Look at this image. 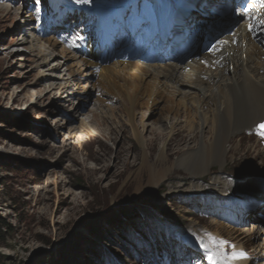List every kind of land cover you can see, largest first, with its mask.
Instances as JSON below:
<instances>
[{
    "label": "rangeland",
    "instance_id": "374dc122",
    "mask_svg": "<svg viewBox=\"0 0 264 264\" xmlns=\"http://www.w3.org/2000/svg\"><path fill=\"white\" fill-rule=\"evenodd\" d=\"M0 1L11 13L9 20L0 19V258L5 264H209V256L218 264H263L256 256L264 241H249L238 231L228 235L226 228L240 231L253 217L250 212H264V151L257 143L264 142V121L253 129L257 139L248 132L233 136L221 168L212 166L197 180L176 169L148 190L146 169L167 137L149 145L144 161L148 151L122 113L111 119L96 111L93 118L101 95L82 93L90 81L78 78L71 62L63 65L57 56L42 65L39 52L47 47L42 41L30 53L34 37L47 38L41 35L63 46L67 28L84 14L48 0ZM25 7L43 17L37 24L42 30L32 34L21 23L30 17ZM51 14L57 18H47ZM53 83L68 86L71 95L45 93ZM106 105L103 116L120 107L118 101ZM162 105L136 116L145 141L152 133H167ZM178 155L169 153L170 165ZM132 210L138 215L134 223L124 215ZM238 245L245 257L233 259Z\"/></svg>",
    "mask_w": 264,
    "mask_h": 264
},
{
    "label": "bare ground",
    "instance_id": "6f19581e",
    "mask_svg": "<svg viewBox=\"0 0 264 264\" xmlns=\"http://www.w3.org/2000/svg\"><path fill=\"white\" fill-rule=\"evenodd\" d=\"M8 1L10 0H4ZM48 1L51 4H63L68 11L82 12L85 17L81 21L71 22L67 34L63 36V46L54 37L41 35V38H47L34 37L30 43V53L37 50L35 43L45 42L47 52L40 49L38 56L43 58L42 65L47 66L50 58L60 56L63 65L69 62L73 64L78 78L84 77L90 81L89 89L82 90V93L91 95L96 91L101 95L96 99L102 104L91 111L94 119L98 118V111L101 113L100 117L111 119L122 113L133 128L138 143L147 151L153 141L167 137L166 142L157 150L154 163L146 169L149 177L148 190L159 186L176 169L184 170L190 180H197L207 174L212 166L221 168L233 136L248 132L257 139L253 129L264 121V25L255 27L256 32L252 34L233 31L225 38L218 52L200 54L199 60L203 62L195 60V55L176 62L174 56L169 55L170 52L164 54L160 50L163 59L171 60L168 61L169 64H162L154 52L158 40L168 34L171 35L168 38L177 37L181 44L188 45L201 31L199 21L189 13L195 11L189 7L182 15L171 18L176 14L180 0ZM190 1L194 8L199 9L198 0ZM34 2L36 5L41 4L40 0ZM25 11L30 14L31 9L25 7ZM0 16L1 21H7L11 18V13L6 8H0ZM35 17L30 14L26 21L21 19V23L32 34L38 29ZM261 18H264V13ZM124 26L134 34V52L127 49L119 51L117 61L111 65L105 59L107 45L119 28ZM56 29L52 31L53 34ZM58 49V53H54ZM53 69L57 71L59 68L57 66L49 70ZM67 87L53 83L45 89V93L56 92L55 95L66 98L71 95ZM39 97L41 98V94ZM116 101L120 103V107L110 108L112 114L103 116L106 104ZM160 103L163 104L161 111L167 115L166 122L169 121L167 133L160 132L161 136L152 133L145 141L142 133L136 129V116L141 115L142 110H151ZM75 109H80V106L73 111ZM102 124H106V121ZM112 128L110 126L107 130L111 132ZM259 142L264 151V142L258 138L257 143ZM173 150L179 155L170 165L169 153ZM145 157H150L149 151L147 154L145 152L144 161ZM220 183L218 178V184ZM262 214V210H253L249 214L253 217L247 220L245 227H240V231L226 228L227 234L229 231H238L249 241H264V218L259 216ZM253 222L255 224L249 226ZM238 246L233 250L232 258L245 257L241 245ZM257 255L256 258L264 264V246Z\"/></svg>",
    "mask_w": 264,
    "mask_h": 264
},
{
    "label": "snow or ice",
    "instance_id": "6c2138e0",
    "mask_svg": "<svg viewBox=\"0 0 264 264\" xmlns=\"http://www.w3.org/2000/svg\"><path fill=\"white\" fill-rule=\"evenodd\" d=\"M260 4L262 7H264V0H260ZM245 11L247 13H250L251 9L246 8ZM259 25H264V18H261L259 16L255 17V18H250V23L248 25L249 31H252L255 27H257ZM260 128H261L260 135L262 137H264V124L260 125ZM211 242L213 244H219L220 246H222V244H223V242L216 241V240H212ZM201 246L206 247V245H204V244H202ZM238 258H240V257L233 256V259H238ZM208 260H209V264H218V262L212 256H209Z\"/></svg>",
    "mask_w": 264,
    "mask_h": 264
},
{
    "label": "trees",
    "instance_id": "16d2710c",
    "mask_svg": "<svg viewBox=\"0 0 264 264\" xmlns=\"http://www.w3.org/2000/svg\"><path fill=\"white\" fill-rule=\"evenodd\" d=\"M127 218H129L131 221H136L138 219V215L135 211H127L124 214ZM133 221V223H134ZM0 264H5V262L0 258Z\"/></svg>",
    "mask_w": 264,
    "mask_h": 264
}]
</instances>
